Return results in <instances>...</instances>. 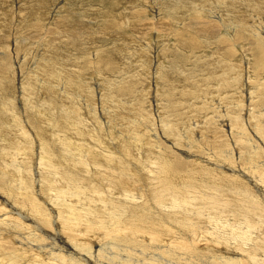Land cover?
Instances as JSON below:
<instances>
[{
    "label": "rangeland",
    "instance_id": "rangeland-1",
    "mask_svg": "<svg viewBox=\"0 0 264 264\" xmlns=\"http://www.w3.org/2000/svg\"><path fill=\"white\" fill-rule=\"evenodd\" d=\"M133 9L138 10L137 12L141 11L140 17L136 18L138 22H141L140 25L136 24L132 18ZM63 17H67L73 26L74 24L80 25L78 34L76 30L74 32L76 38L64 36L66 29L58 36L52 35L57 22ZM108 22L115 27L109 26ZM37 23L41 25V32L36 30L37 26L39 28ZM69 24L73 27L71 23ZM177 32L184 33L185 38H179L180 33L177 34ZM188 33L193 35L192 39H190L191 34ZM72 40L78 42L79 45H72ZM186 40L191 43V48L183 44ZM260 51H264V0H0V75L4 72L6 77H9V69L13 72V78L10 80L14 85V93L7 95V98L11 99L15 106L7 104L4 96L0 97V135L6 138V142L0 144V149H10V146H5L9 143L16 144L15 153L14 151H10L9 154L5 153L4 159L14 166L17 163V167L26 166L30 169L32 173L28 182L34 184V189L32 193L28 191L29 200L32 196L43 209V206L45 210L55 209L53 210L55 213L59 209L54 207L55 194L50 190L65 188L67 185L64 180L56 179V183L52 185L47 183V190L44 191V186L42 188L39 185L40 181L37 183L42 177L38 163L41 155V138L50 140L53 135L56 140L52 142V146H55L58 151L62 149L61 146H57V144H62L60 139L68 136L71 145L77 143L83 146H96L93 144L95 140L91 138L93 134L86 138L73 134L72 130L77 124V119H82L83 116L89 119V130H92L95 138L100 136L104 141L108 140L106 146L114 144L113 146H118L116 147L118 151H120L119 146H133L127 154L132 162L131 168L135 169L138 166L134 171L133 168L131 169L137 179L136 182L132 179L128 180V183H131L129 194L133 192L132 195H136L137 198L136 206L134 204L128 206L131 215L134 211H138L139 206L142 208V205L147 207L148 211L157 212L159 208L156 202L147 204L150 202L149 197L153 196L151 190H163V185L169 183L168 178L173 180L170 183L172 190L185 186L191 187L193 191L198 190L193 187L196 186V182L205 183L206 169L216 174L215 180L221 185L218 191L224 190L225 192L223 195L219 193L223 202L228 200L230 203L231 200L234 205L235 203L237 205L238 200L243 196V200L256 202L264 207V184H259L257 176H260V173H257L256 169L257 165L259 170L264 168V134L258 135L256 129L260 122L264 125V116H259V111L264 108V60L261 58L255 60L256 53L259 54ZM103 58H105V65L100 67V70L94 65L85 71L76 69L87 62L99 63ZM54 60L60 69L56 77L52 79L49 72L56 71V69H48V67L54 66L52 64ZM107 64L113 68L102 71ZM75 76L80 82L92 83V88L88 90L85 87V91L82 92L78 85H72L71 83L76 81ZM24 79L35 80L37 83L35 85L38 88L41 87L42 98L40 99L45 101L48 99L54 104L55 110L47 112L46 115L51 116L52 121L57 122H55L57 128L54 129V126L52 128L47 125V122L49 124L48 118L36 117L33 109L34 102L41 103H38L39 98L30 99L28 103L26 98L33 96L30 92V94L22 92L21 82ZM60 80L64 84L60 83ZM51 84L58 89V95L53 93L54 89L47 93V86ZM242 85H245V92H243ZM109 89L113 91L112 99L108 95ZM249 90L252 94L250 97L247 94ZM12 94L16 99L11 96ZM72 95H74V102L76 104L80 102V105L74 106L75 109L71 110L69 99ZM62 104L68 106L70 110L66 109V112H63ZM236 116L241 117L246 124V131L239 128L235 122ZM131 119L135 121L131 122ZM83 122L88 125L87 121ZM167 128H171L170 131ZM143 135H147V140L143 138ZM26 139L31 143L28 145L31 146L28 151L33 150V159L24 155L25 146L24 148L18 146ZM126 141L130 142L126 144ZM159 146L162 148L159 149ZM145 148L150 150L147 149V151ZM18 151L20 155L13 158ZM130 152L132 156H129ZM150 153L154 154L150 156ZM160 153L164 156H160ZM117 155L121 154L117 152ZM156 155L159 158L154 157ZM98 158V155H93L91 158L93 173L94 168L97 167L95 163ZM138 158L142 162L135 161ZM161 159L173 162L172 165L175 168L173 166L168 174L165 173L163 167L160 166ZM102 162L98 163L104 166L101 172L105 173L108 170L110 173L106 162L104 161L103 164ZM152 173L156 175L152 176ZM20 177L19 172L15 173L13 180H21ZM144 177H146L145 180ZM106 183L109 181L101 180L99 187L95 190L97 195H102L101 197L107 200L114 197L108 191H113L116 196L123 195L122 189L112 188L103 191ZM82 186L87 187L85 182H82ZM231 187L238 189L233 190ZM257 187L263 192L259 193ZM92 191L88 193L95 194ZM163 191L169 192L168 189ZM105 192L106 198L101 194ZM193 194L199 199L198 191ZM47 196H51L52 203ZM69 200L74 204L76 202L72 198ZM199 201L202 200L199 199ZM90 205L92 207H87L85 202L82 208L85 209L86 206L95 211L101 206V204L94 203ZM215 212L218 216H224V219L230 215L224 211L216 210ZM191 219L195 220L196 216H191ZM126 220L129 221L130 218ZM230 221L232 223L230 226H234L235 221L240 222L233 215ZM20 223L29 229L34 226L23 220H20ZM204 226H206L204 223L202 226L198 225V227ZM163 230L166 233V229L163 228ZM3 231L4 228H0V235L13 242L14 238L8 237V234ZM263 231L264 227L258 235L264 238ZM39 235L40 237L45 236L44 234ZM144 236L146 237L141 241L148 246L150 239L147 235ZM98 237L104 238L98 233L91 235L86 242L92 243L95 239L96 243H100L101 239ZM164 239L166 245L169 241L171 242L169 236H164ZM17 240H20L24 247L30 242L28 238L25 241L22 238H17ZM155 241L157 243L159 240L155 239ZM91 243L90 245H95ZM40 244L37 242V246ZM18 246L19 244H12L16 250L24 248L21 245ZM224 247L227 250L229 248ZM227 250L224 254L235 253L233 248ZM35 251L38 252V249ZM147 253L152 256L156 252L150 249ZM201 253L207 255L210 252ZM159 254L164 256L162 252ZM173 257L172 253L168 256L169 259ZM259 258H263L262 254H259ZM199 264H203V260L199 261Z\"/></svg>",
    "mask_w": 264,
    "mask_h": 264
},
{
    "label": "bare ground",
    "instance_id": "bare-ground-1",
    "mask_svg": "<svg viewBox=\"0 0 264 264\" xmlns=\"http://www.w3.org/2000/svg\"><path fill=\"white\" fill-rule=\"evenodd\" d=\"M230 2L233 3V1H230ZM137 11H134L133 9L131 12V15H132L134 22L140 25L141 22H138L136 18L140 17L141 11L140 12H137ZM69 23L72 24V22H70L67 17L61 18L57 22L56 24L57 27L54 28V33H52V35L58 36L59 33L63 32V30L66 29L65 30L66 34L64 36L76 38V35L74 32L76 30L78 34L80 25L74 24L73 26L72 24L73 27H71ZM109 23L110 22H108V24ZM131 24L132 25L134 24L133 21ZM38 25H39V28L37 26L36 30L38 32H41V29H42L41 25L40 24ZM110 25L112 24L110 23L109 26ZM114 27L115 25L113 26V28ZM80 31H83V30H80ZM32 32L34 31L32 30ZM178 33H180V37L178 35L179 38H185L184 33L177 32V34ZM188 34H191V33H188ZM192 38H193V35L191 34L190 39ZM74 40H72V42ZM75 43L76 42H73L71 44L72 45L74 44L76 46L79 45L77 44L78 42L76 44ZM184 43H185V46H187L188 48H191V43L189 41L186 40L185 42H183V44ZM257 53L255 55L256 56L255 60L257 58H261V60L262 59L264 60V51L263 52L260 51L259 52L260 55ZM55 61L56 60L52 61V64H54L53 67H48V69H53V68L54 70L56 69V71L49 72L50 75L53 77L52 79L56 77L55 75L60 69V66L58 64H55ZM104 61H105V58H103V60H101L99 63L87 62L82 67H76V69L79 71H85V70L91 69V67L94 65V66L99 67V70H100V67H104L105 65ZM106 66L107 67L103 69L102 71L111 70L113 68L112 66H111L112 68L109 67V64H107ZM12 73L13 72L10 69H9V77H6L4 72L1 73L0 75V97L2 98L4 96V100L6 101V103L7 104L10 103L12 104V107H15L13 105L12 100L7 98V95H10L12 92L14 93V89H13L14 85H13V82H11L10 80L11 78H13ZM75 78H76V81L74 82H72V79H71V82H72L71 84L72 85L74 84V86L78 85L82 92L85 91L84 90L85 87H87L88 90L92 88L93 86L91 85L92 83L90 84V83H87L86 81L80 82L76 76ZM248 80H250L249 77H248ZM61 82L64 84V82L60 80V83ZM21 83H22V92L23 93L30 92L32 94L31 96H33V97L28 96L26 98L27 101L33 98H39L38 103H41V104H37L36 101L34 102L32 100L35 103L33 109H34V112L36 113V117L42 116L44 118H48L49 124L47 122V125L51 127L54 126V129H55L56 121L55 122L52 121L51 119L52 117L51 116L49 117L46 115L47 112H53L55 110L54 104L50 103L48 99L47 101L40 99V97L42 98L41 96L42 93L40 90L41 87L38 88L35 85L37 84L35 83V80L24 79L22 80ZM49 84H50V81H49ZM53 86L52 84L47 86L48 87L47 93H49L51 90L54 89L53 93L58 95L59 93L58 89L56 88V86L54 87ZM242 87H243V92H245V89H244L245 85H242ZM104 89H106V87H104ZM112 92L113 91H110L108 93L109 98L111 97L113 98ZM240 93L241 92L239 88V94ZM247 94L249 97L252 95L250 90L249 92H247ZM11 96L14 99H16L13 94ZM73 96L74 95H72L70 97L71 99H69V101L71 100V110L75 109L73 108L74 106L80 105V102L77 104L74 102ZM79 96L82 98V95L79 94ZM238 100H240V98ZM248 103L249 102H247V104ZM45 104H47V106ZM62 106L63 107L61 109L63 112H66V109L70 110L68 106L64 104H62ZM60 107L61 105L59 106V108ZM263 107H264V104H263ZM263 109L264 108H262L261 111H259V116H264ZM67 117H69L68 114H67ZM84 120L87 121L88 125L85 124V122H83ZM88 120L84 116L82 117V119H77V124L74 126V130L72 131H73V134L75 133L76 135L80 137H85V138L87 136L91 137V134H93V137L91 138L92 140L93 139L95 140L93 144H96V146L91 145L93 149L89 145L83 146L77 143H72L71 145V142L69 141L70 139L68 138L69 137L68 136L65 139H60L62 144H57V146H61L62 149L61 151L60 150L58 151V149L55 146H52V144L54 143L53 141L56 140L53 138V135L50 137V140L41 138V144H42V146L40 147L41 155L38 160V163H39L42 177L39 178L37 183L40 181L39 185L42 188L44 186V191L47 190L46 184L48 183L52 185L56 183V179L64 180V183H66L67 185L65 188L50 190L51 193L55 194V198H53L54 200L53 203H54V207L55 208L57 207L59 209L57 213L53 212V210L55 209L45 210V206H43L44 207L43 209L42 206L39 203H37L35 199L32 198V196H30L31 200H29L28 191L32 193L31 191H33L34 189V184L33 183L30 184L28 182L29 178L31 177V173H32L30 169L27 168L26 166L17 167V163L14 166L13 164L8 163L4 159L5 153L9 154L10 151H14L15 153L16 144L9 143L8 145H5V146H10V149H0V228L1 229L4 228V231L6 232V234H8V237L14 238L13 242H10L9 238L7 239V237L5 236L3 237L2 235H0V253L4 251L2 254H0V264H199V261L201 260H203V264H264V238L259 236L261 234L259 231L264 227V207H262L259 203L250 202V201L248 202L247 200H243L242 199L243 196L240 197L241 199L238 200L239 204L237 205L236 203L234 205V203L231 200H230V203L228 200L227 202L225 201L223 202L219 197V193L221 192V195H223L225 192L224 190L218 191V187H221V185L218 184L215 180L216 174L214 172H209V169L205 170V173H206L205 183L196 182L195 184L196 186L193 187L194 189L196 188L198 189L196 191H193L191 187H186V186L182 188L179 187L177 189L172 190L170 183L173 182V180L168 178L169 183H165L163 185L164 187L163 190L168 189L169 192H164L162 189L160 190L155 189V190H151L153 192V196H152L149 190V194L151 196L149 197L150 202H148L147 204L151 202L152 203L156 202L157 208L161 209V211H159L158 209L157 212H151L150 210L148 211L147 207L145 206L143 207L142 205V208H140L141 206H139L138 211H134L133 215H131L128 211V206H132L133 204L135 205L137 202V198L135 197L136 195L135 196L132 195L133 192L131 195L129 194L130 193L129 185L131 183H128V180L132 179L133 182H136L137 179L135 178L134 173L132 174V170H131L133 168V167L131 168L132 162L130 161V158L127 156V154L129 153L130 150H132L133 146H119L120 151L116 150L117 149L116 147L118 146H113L114 144L113 145L111 144L112 146L111 145L106 146V142L108 140L104 141V139H101L100 136L98 135H96L98 137L95 138L94 133H92V130H89ZM235 120L239 128L245 130L246 124H244L241 117L238 116ZM134 121L132 120L131 122H134ZM96 122L98 123V121ZM86 125H87V131L85 132L84 130L86 128ZM79 126L80 128H78ZM170 129L171 128H167L168 131H170ZM256 129H257L258 135L264 134V125H262L261 122L257 125ZM65 130L68 132L67 128ZM103 131H104V128H103ZM146 136L147 135H143V138L145 140H147ZM114 139H115V136H114ZM128 140H129V137H128ZM48 141H50V143ZM4 142H6V138L0 135V144ZM22 142L21 144H18V146L20 147L23 146V148L25 146L24 148L25 150L23 149L24 155L30 159H33L34 157L33 150L31 149L30 151H28L31 148V146H28V145H31V143L29 142L28 139H26L25 142L23 143ZM129 142L130 141H126L125 143L127 144ZM82 143L87 144L84 142ZM140 147L143 148V146H140ZM160 148L162 147L159 146V149ZM117 152H119L121 155H117ZM157 152L159 153V150ZM162 153H160V156H164ZM18 155H20L19 151L13 158H16ZM93 155H98L99 157L95 163L97 167L94 168V173H93V169L91 166V158H93ZM147 155L149 156V154ZM152 155L150 153V156ZM158 155L154 157L159 158ZM129 156H132L131 152ZM166 157H167V154L165 158ZM139 159L140 158H138L137 160L135 159V161H138ZM147 159L149 160V158ZM100 161L101 162L103 161L102 164L106 162L105 164H107V169L110 170V173L108 172V170H106L105 173L101 172V168H104V166L103 165L101 166L98 164ZM152 161H150L149 163L151 164ZM140 162H142V160ZM160 162H161L160 163L161 168L163 167L164 172L167 174L169 170H171L174 166L172 165L173 162L171 163L170 161L165 160V159L164 160L161 159ZM134 163H137V162H134ZM150 164L149 166L152 165ZM137 167H135V169ZM135 169L133 168V171ZM256 169H257V173L258 172L260 173V176H257L259 177V184L263 185L264 184V168L262 167L261 168L262 170H259L258 165H257ZM18 172L21 174V177H20L21 180H13L14 174ZM83 172H85L86 175H84L85 173L83 174ZM172 172L174 173L175 171H172ZM176 173L177 172H175V174ZM137 174H140V173H137ZM154 175L156 174L152 173V176ZM36 177L38 178V174ZM141 178H143V176ZM145 178L146 177H144V180ZM102 179L109 181V183H106L103 186L104 187L103 191L111 190L112 188H115V190L122 189L123 195L116 196L115 194H113V191H108L112 195H114V197H112L110 200L104 199L103 197H101L102 195H97L95 193V190L99 187ZM147 180L146 182H148ZM152 180L150 181L153 182ZM82 182H85L87 187L82 186ZM254 182L256 183V181ZM155 183H158V182H155ZM189 183L187 182V184ZM148 185L150 187V184ZM151 187H152V184H151ZM231 188L233 190L238 189L234 187H231ZM91 190H93L92 192H94L95 194L88 193V191H91ZM140 190H144V189H140ZM197 191L199 193V199L202 201H199L198 197H196L193 194V192L195 193ZM261 191H262L261 188L258 189L259 193ZM176 193H179V194H176ZM101 194H103V196L104 195L106 196V192L101 193ZM51 196H47V197H49L50 202L52 203ZM71 198L75 199L76 201L75 204L69 202L70 201L69 199ZM144 201L145 200H143V202ZM85 202H86L87 207L89 206L92 207V205H90L92 203L99 204V205L101 204V206H99L100 208H98V210H95V211L91 210L90 208H86V206H85V209H83L82 204H84ZM77 204H80L81 206H78ZM193 209L195 210V212ZM209 210H212V212H209ZM216 210L224 211L225 213L228 212V214L230 215L226 217V219H224L223 218L224 216H221L220 214H219L220 216H218V214L215 212ZM231 215H233V217H236L240 222L235 221L236 224L234 226L233 225L230 226ZM191 216H196V219L192 220ZM128 218H130L129 221L126 220ZM20 220H23L27 223L29 222L33 224L34 226L31 225L32 226L31 229H29L28 227L26 228L25 226L23 227L22 224L20 223ZM125 221L127 222L125 223ZM203 223L206 226L198 227L199 224L202 226ZM163 228L166 229V233L164 232ZM38 233L44 234L45 236L42 237L43 236L42 235L40 237ZM98 233L102 234L104 237V238H101L102 237L101 235H100L101 237H98L99 239H101L100 243H96L95 239H97V237L93 240L91 239L92 243H95V245H90L91 242L90 243L86 242V239H88L91 235L94 236V235H97ZM132 233L135 236H132L133 235ZM130 234L132 235L130 236ZM123 235L126 238H124ZM144 235H147V238L150 239V241L148 240L150 242L148 246L146 245V243H143V241H141V239L146 237ZM164 236L170 237L171 242L169 241L168 245H166L165 243ZM17 238H22L24 241L26 238L30 239L29 245L26 243V247H24L23 243H21L20 240H17ZM155 239L156 240L158 239L159 241L156 243ZM37 242L41 243L40 246H37ZM15 243L19 244V246L20 245L23 246L24 248H18V250H16L15 248L12 247V244H15ZM202 243L204 244L203 246H202ZM224 246L233 248V251L235 253L224 254V252H226L227 250V248H225ZM36 249H38V252L35 251ZM150 249H154V251L156 252L152 254V256L147 253ZM234 249L237 250V252ZM159 252H162L164 256L162 257L159 254ZM201 252L203 253L210 252V253L207 255H202ZM171 253L174 257L169 259L168 256H170ZM259 254H262L263 258H259Z\"/></svg>",
    "mask_w": 264,
    "mask_h": 264
}]
</instances>
